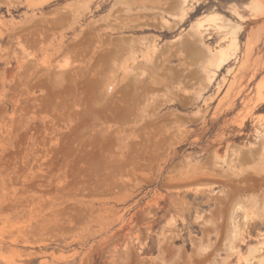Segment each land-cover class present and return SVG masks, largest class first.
I'll use <instances>...</instances> for the list:
<instances>
[{"label": "rangeland", "instance_id": "374dc122", "mask_svg": "<svg viewBox=\"0 0 264 264\" xmlns=\"http://www.w3.org/2000/svg\"><path fill=\"white\" fill-rule=\"evenodd\" d=\"M180 3L0 0V264H242L260 247L264 103L240 140L229 124L264 83V0ZM228 86L233 113L208 125Z\"/></svg>", "mask_w": 264, "mask_h": 264}, {"label": "bare ground", "instance_id": "6f19581e", "mask_svg": "<svg viewBox=\"0 0 264 264\" xmlns=\"http://www.w3.org/2000/svg\"><path fill=\"white\" fill-rule=\"evenodd\" d=\"M181 5H182L181 14L184 15V13L186 11L185 8L188 6V0H181L180 6ZM258 8H260V7H258ZM261 10H259V11H261ZM221 19H223V18H221ZM218 20H219V18L217 16V14H214V15L209 16V21H213L212 23H216V21H218ZM206 24H207V22H206ZM222 24H220V26ZM224 25L227 26V22ZM206 26H208V25H206ZM223 27H225V26H223ZM239 27H237V28H239ZM226 28L228 29L229 27H226ZM195 29H196V32L193 31ZM195 29L193 28V30H192L193 32H195V33L192 34V38L193 39L189 43H187L188 48H191L192 46L196 45L195 42H197L200 39V37H202V31H206L207 30L206 27L202 24V22L198 23L196 25ZM222 30H224V28ZM237 33H239V32H237V30L235 28H232V29L230 28V31L227 32V36H229L228 38L230 39V42H229V46L226 49L223 48V49L217 50L215 52H213V51H207L208 55H207L206 60H205V64L207 65V67H210L211 66V67L215 68V71H217L220 68H222V66L226 65V63L228 62V59H229L230 54L236 51V45H237L236 44V36H237ZM225 35H226V33H225ZM252 41H253V39H252ZM249 46H253L252 43ZM148 49H149V47L146 44L143 43V44L139 45L136 48V52H145ZM231 55H233V54H231ZM206 76H207L206 79L209 82V84L207 85V87H212L211 86V81H212V78L215 76V73L213 72L212 75H206ZM222 79H224V78H222ZM222 82H224V81H222ZM220 83H221L220 81L216 83L217 84L216 85L217 86L216 87L217 88L216 89L217 92L221 89V87H223ZM230 83H232V82H230ZM226 84H228V83L226 82ZM205 86H204V88H205ZM233 87H235V86H233V83H232V89H234ZM262 90H264V83L257 90V92H258L257 93L258 94L257 95V101H256L257 104L256 105L254 104V106H252V107L246 106L244 108L245 109V112H244L245 115H244V117L241 120H234L231 124H229V126L231 127V131L232 130H235V129H238L237 134H235V135H233L231 137L232 139H234V140H240L241 139V136L243 135L242 131L246 128L247 118L250 117V114L254 110H256L257 108H260V106L264 103V95L261 93ZM197 95H198V92H197ZM220 95H221V93H220ZM234 95H236V94H234ZM235 97L236 96H232L231 95V93H230V86H228L226 88V91L223 93V96L218 100L217 105H216V107L214 109L213 115H212V117L210 118V120L208 121L207 124L208 125H210V124L213 125L214 123L218 122L222 117H226V116L232 114L233 113V108L235 106V101H236ZM199 98L201 99V102H203V103L208 102V100L209 101H212L211 98H207V97L200 96V95H199ZM243 101H245V100H243ZM248 102H250V101H248ZM245 103H244V105H246ZM247 105H249V104H247ZM252 105H253V102H252ZM127 117H128V115H127V109H125V111L124 110L122 111V120L123 121H126ZM256 123H257V128L254 131V136H255L254 137V140H255V143L258 144V148L254 151V153L255 154H258V153H260L261 151L264 150V139H263V132L264 131H261V130H264V117H262L261 119H258ZM218 152H219L218 149L215 150V155ZM244 155L246 156V155H248V153L247 152H244ZM262 223L264 225V214H263V217H262ZM233 227H234V225H233ZM235 234H236V231H233L232 235L235 236ZM261 240H262V242L260 243V247H258V248H251L250 251H249L248 257H245L244 258V261H243L242 264H255L254 263L255 261H256L257 264H264V257L263 258H260V257L257 256L258 253H260L261 251L264 252V234L261 235ZM257 260H259V262H257Z\"/></svg>", "mask_w": 264, "mask_h": 264}]
</instances>
